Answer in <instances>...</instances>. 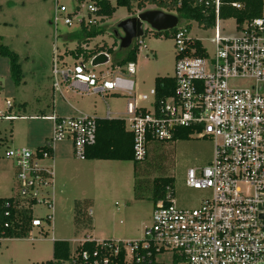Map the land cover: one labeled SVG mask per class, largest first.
I'll use <instances>...</instances> for the list:
<instances>
[{
  "label": "built area",
  "instance_id": "2783aa9c",
  "mask_svg": "<svg viewBox=\"0 0 264 264\" xmlns=\"http://www.w3.org/2000/svg\"><path fill=\"white\" fill-rule=\"evenodd\" d=\"M214 2L217 7L218 0ZM55 3L50 24L55 28L61 19L63 25L70 26L76 11L68 13ZM232 6L239 8L238 4ZM95 13L96 7L90 3L87 18L81 17L79 25H97L100 18ZM212 30V56L193 55L187 33L181 27L172 30L174 87L171 95L161 99L154 88L149 97L134 96L130 77L136 62L93 73L90 60H77L70 66L59 60L56 49L52 54L53 90L60 93L64 87L77 95H121L126 99V117L120 120L133 137L135 161L144 159L150 141H171L182 128L189 129L191 137L208 138L213 143L211 162L185 173L187 188L209 192L196 207H178L173 189L167 188L164 197L153 204L151 224L144 228L141 240L95 241L101 249L113 245L114 256L122 251L126 264L150 263V258L154 264H163L155 261L156 256H167L168 264H264V6L260 17L236 25V36H222L217 17ZM133 43L139 49L142 38ZM5 105L9 112L12 105ZM105 117L110 118L108 110ZM44 118L52 123L46 150L36 153L13 148L4 155L13 162L11 196L26 201L31 211L37 202L53 208L47 193L53 187V171L41 162L51 159L54 144L70 140L73 157L84 160L86 148L96 138L94 116L52 114ZM51 218L45 219L49 222ZM40 225L38 218L31 220L32 228ZM80 258L89 259L90 264H109L107 256H99L97 251L91 257L82 252ZM77 260L73 251L69 260L60 264H77Z\"/></svg>",
  "mask_w": 264,
  "mask_h": 264
},
{
  "label": "rangeland",
  "instance_id": "374dc122",
  "mask_svg": "<svg viewBox=\"0 0 264 264\" xmlns=\"http://www.w3.org/2000/svg\"><path fill=\"white\" fill-rule=\"evenodd\" d=\"M55 1L63 5L68 13L76 11L70 26L63 25L61 19L55 28L50 24ZM109 2L115 11L110 19L101 23L106 32L90 39L87 45H81L82 48L113 47L114 42L117 48L118 38L116 40L110 30H116L120 21L141 12L134 8L133 15H130L126 8L115 7V0ZM90 3L89 0L81 3L77 0H0V45L17 55L23 74L22 84L15 86L9 75L8 59L0 55V197L11 196L15 187L13 162L5 158L6 151L13 148L34 151L43 145L45 138L51 136L52 123L41 116H50L53 112L58 117L92 114L102 119L108 110L111 119L126 117V99L121 95L100 97L77 95L64 87L61 93L52 89L54 49L57 55H63L65 50H73L77 46L75 41L64 43L63 37L78 31L79 19L83 17L86 20ZM188 23L179 21L177 28ZM189 25L187 37L199 41L206 53L212 56L213 30H204L194 22ZM219 31L224 37L236 36L235 21L220 20ZM142 42L130 79L134 83V96L144 94L149 97L154 78L173 77L175 46L170 35L158 37L148 29ZM122 54L119 52L117 57ZM59 60L70 66L76 61L68 55ZM114 64V59L110 57L108 64L89 69L93 73L104 72ZM6 102L12 105L9 112ZM20 104L26 107L21 109ZM139 104L146 106V102ZM3 115L14 119L5 120ZM170 145L173 147V161L167 175L173 178L177 206L194 208L209 192L187 188L185 173L190 168H202L211 162L213 143L208 138L191 137ZM53 152L58 158H66L54 160L55 179L53 187L47 192L53 201V208L51 210L37 202L32 213L39 219L40 227H33L22 239L0 240V264H45L52 259L53 241H68L73 252L86 236H90L91 240L104 238L112 241H139L143 238L144 228L151 224L153 203L144 184L138 189L143 199H136L132 162L78 160L73 157L70 140L66 139L56 142ZM51 162L52 159L41 163ZM155 176L151 173L140 178L150 181ZM82 200H89L90 204L82 208L81 221L77 223L73 207L75 201ZM49 215L52 218L47 222L45 218ZM155 261L169 263L167 256H156Z\"/></svg>",
  "mask_w": 264,
  "mask_h": 264
},
{
  "label": "trees",
  "instance_id": "16d2710c",
  "mask_svg": "<svg viewBox=\"0 0 264 264\" xmlns=\"http://www.w3.org/2000/svg\"><path fill=\"white\" fill-rule=\"evenodd\" d=\"M89 1L96 7L95 14L100 18L99 23L92 26H85L81 23L78 31L67 33L63 37V42L75 41L77 46L73 50H65L62 56L68 55L73 60H81L83 63H87L93 56L105 53L114 59V65L120 67L128 62H136L139 53L136 43H133L125 51L115 48L116 42H114L113 47L101 45L89 50L81 47V45H87L90 39L103 35L106 32L101 23L105 19H110L115 11L109 0ZM81 2L83 0H77V3ZM232 4H238L239 8L233 7ZM263 6L264 0H218L217 7L214 0H115V7L126 8L130 15H133L132 11L134 8L137 11L148 9L161 10L166 13L175 14L178 22H194L204 30L213 28L216 17L219 20L233 19L237 26L251 21L260 17ZM189 23L182 27L186 33L190 28ZM109 33L114 35L116 40L120 36L115 29L110 30ZM173 33L174 31H170L155 35L164 38L167 35L172 37ZM189 40L194 48L193 55H206V51L199 41L194 39ZM119 52H123L121 57H117ZM0 55L8 59L9 75L13 84L15 86L22 84L23 74L18 64L17 55L2 45H0ZM62 56H60V59H62ZM173 87L174 80L172 78H154L153 88L155 89L157 99L171 95ZM25 107V104L19 105L21 109ZM44 117L47 116H41V118ZM189 138H191V131L182 128L175 133L171 141L159 142L152 140L147 146V153L144 159L135 161L132 150L133 137L125 130L124 122L120 119H97L95 143L86 148L84 160L132 162L136 199H143L138 189L144 184L154 204L164 197L167 188L173 189V178L167 175L173 161V147L170 144ZM46 140L41 147L35 149L36 153L46 150ZM151 173H154L156 176L150 179V181L149 179L144 180L140 178ZM88 204H90L89 200L75 201L73 211L77 223L81 221L82 208L89 206ZM89 215L87 219L88 223L91 220ZM33 218L32 211L27 207L26 201L14 196L0 198V239L25 238L32 230L31 220ZM103 242L109 243L110 240H104ZM112 248L113 245L109 249H101V245H95V241L85 240L74 250V254L78 255L77 264H90L89 259L83 261L80 258V254L86 252L91 257L95 251L98 252L99 256H107L109 264H126L124 262V253L120 251L114 256ZM70 256L71 248L67 241H53L52 259L45 262V264L64 263L69 260ZM152 260L153 258H150V263L147 262L145 264H154ZM131 264H135V262L133 261Z\"/></svg>",
  "mask_w": 264,
  "mask_h": 264
},
{
  "label": "water",
  "instance_id": "95a60500",
  "mask_svg": "<svg viewBox=\"0 0 264 264\" xmlns=\"http://www.w3.org/2000/svg\"><path fill=\"white\" fill-rule=\"evenodd\" d=\"M177 24L178 18L176 15L154 9L141 11L116 25V30L121 33L117 40V48L119 50L128 49L132 40L144 36L146 29L154 34H162L174 30ZM108 60L107 54L99 53L90 59L89 65L91 68H95L107 64Z\"/></svg>",
  "mask_w": 264,
  "mask_h": 264
},
{
  "label": "crops",
  "instance_id": "0c3cea01",
  "mask_svg": "<svg viewBox=\"0 0 264 264\" xmlns=\"http://www.w3.org/2000/svg\"><path fill=\"white\" fill-rule=\"evenodd\" d=\"M219 23H220V20H219ZM59 56H62V55H59ZM106 65V64H105ZM61 93V92H60ZM75 111V110H74ZM52 114L53 115H56L57 116V114H55V113H53L52 112ZM52 114H50V115H52ZM78 114V113H77ZM79 115H81V114H79ZM79 115H74V116H72V117H75V116H79ZM86 115H88V114H86ZM49 116V115H48ZM91 116H94V115H92L91 114ZM95 117V116H94ZM95 118H97V117H95ZM97 119H101V118H97ZM102 119H105V120H111V118H106V117H103ZM124 127H125V125H124ZM51 129H52V127H51ZM126 130V129H125ZM127 131V130H126ZM128 132V131H127ZM46 139H48V138H45L44 139V142H45V140ZM44 142H43V144H44ZM36 148H38V147H36ZM58 155L56 154V153H54L53 152V150H52V154H51V159H52V162L50 163V164H47V165H49L51 168H52V171H53V180L55 179V173H54V160H55V158L57 159L58 157H57ZM66 160V158L65 157H60V158H58V160ZM88 161V160H87ZM89 161H99V160H89ZM0 198H6V197H0ZM86 239H88V240H91V238H90V236H86L85 237V239L84 240H82V241H85ZM102 240H109V239H104V238H100V239H97V240H91V241H102ZM81 241V242H82ZM110 241H112L111 239H110ZM113 241H117V240H113ZM125 241H129V240H125ZM68 242V241H67ZM80 242V243H81ZM69 243V242H68Z\"/></svg>",
  "mask_w": 264,
  "mask_h": 264
}]
</instances>
